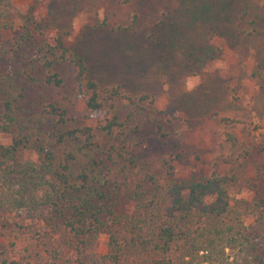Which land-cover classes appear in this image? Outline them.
<instances>
[{
  "label": "trees",
  "instance_id": "16d2710c",
  "mask_svg": "<svg viewBox=\"0 0 264 264\" xmlns=\"http://www.w3.org/2000/svg\"><path fill=\"white\" fill-rule=\"evenodd\" d=\"M13 2L0 0L1 31L13 29ZM220 4L217 21L231 11L230 2ZM208 10L196 18L209 20ZM30 40L23 30L17 50L31 47ZM32 49L23 79L64 88L58 68L68 66L87 119L100 117L95 127L78 124L59 102L27 100L12 73L0 71V137L10 136L9 144L0 143V210L20 217V231L29 236L19 252L1 251L0 264H264V200L232 198L234 175L215 170L159 182L144 172L123 209L108 166L117 163L114 155L139 163L129 148L140 146L155 114L168 111L156 112L151 94L132 96L118 83L90 78L83 57L60 38ZM156 130L165 136L161 125ZM24 152L37 159H20Z\"/></svg>",
  "mask_w": 264,
  "mask_h": 264
},
{
  "label": "rangeland",
  "instance_id": "374dc122",
  "mask_svg": "<svg viewBox=\"0 0 264 264\" xmlns=\"http://www.w3.org/2000/svg\"><path fill=\"white\" fill-rule=\"evenodd\" d=\"M220 1L14 0L13 29L0 30V71L12 73L27 100L59 102L78 124L95 127L100 116L87 119L70 67L58 68L64 79L59 89L32 86L20 75L32 45L60 38L83 57L90 78L101 85L118 83L132 96L151 94L156 112L168 111L166 117L155 114L143 126L140 146L129 148L139 163L129 165L114 155L117 163L108 166L123 209L144 172L162 182L216 170L234 175L232 198L264 200V0H224L231 11L217 21ZM206 9L209 20L196 18ZM215 26L220 33L212 31ZM23 30L31 34V47L17 50ZM190 76L200 78L191 92ZM9 142L10 136L0 137L1 144ZM19 158L37 155L24 152ZM21 224L20 217L0 210V253L23 249L28 235Z\"/></svg>",
  "mask_w": 264,
  "mask_h": 264
},
{
  "label": "clouds",
  "instance_id": "9594fccd",
  "mask_svg": "<svg viewBox=\"0 0 264 264\" xmlns=\"http://www.w3.org/2000/svg\"><path fill=\"white\" fill-rule=\"evenodd\" d=\"M199 83H200L199 76L187 77L186 78V90L189 92L193 91Z\"/></svg>",
  "mask_w": 264,
  "mask_h": 264
}]
</instances>
